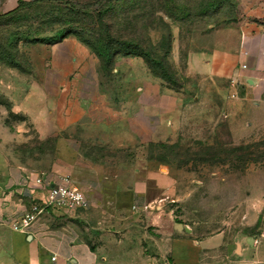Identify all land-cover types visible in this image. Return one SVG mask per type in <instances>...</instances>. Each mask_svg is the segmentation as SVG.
I'll use <instances>...</instances> for the list:
<instances>
[{
  "label": "rangeland",
  "instance_id": "374dc122",
  "mask_svg": "<svg viewBox=\"0 0 264 264\" xmlns=\"http://www.w3.org/2000/svg\"><path fill=\"white\" fill-rule=\"evenodd\" d=\"M18 2L29 3L7 15ZM246 24L264 31V0H100L85 11L59 0H0V127L25 119L13 84L17 72L46 69L52 50L70 60L73 55L66 54L74 49L76 60L95 69L99 86L111 96L122 85L112 79L115 62L139 60L138 67L151 78L143 82L142 98L157 90V124L144 117L141 138L136 133V141L126 145L82 142L84 157L104 162L110 172L123 164L126 181L134 168L141 169L162 207L158 213L189 232L193 228L198 237L223 232L261 238L264 116L229 96L234 76L224 79L188 63V54L211 47L221 30ZM95 44L113 52L110 69ZM127 48L161 60L166 79L152 75L140 56L124 54ZM155 129L157 138L150 139ZM32 136L31 149L53 150L52 136ZM140 227L150 229L145 222ZM140 245L145 248L147 242Z\"/></svg>",
  "mask_w": 264,
  "mask_h": 264
},
{
  "label": "crops",
  "instance_id": "0c3cea01",
  "mask_svg": "<svg viewBox=\"0 0 264 264\" xmlns=\"http://www.w3.org/2000/svg\"><path fill=\"white\" fill-rule=\"evenodd\" d=\"M218 35L211 47L188 54L189 66L224 79L236 76L237 83L229 85L231 98L264 116V31L246 24ZM68 51L70 60L52 50L46 69L17 72L12 81L25 119L0 127V264H264V236L218 232L198 237L193 228L189 232L158 213L162 207L141 169L134 168L126 181L123 164L110 172L104 162L84 157L82 142L126 145L136 141V133L141 138L144 117L157 124V90L143 99V82L150 75L140 70L139 60L121 58L112 79L122 85L111 96L99 86L95 69L76 60L74 49ZM130 118L132 128L126 123ZM156 131L150 139L157 138ZM31 135L38 140L52 136L53 150L31 149ZM42 171L68 175L88 207L69 213L47 209L28 232L12 230L8 219L41 195L29 191L25 176ZM132 205L138 214L130 211ZM144 222L149 230L140 227Z\"/></svg>",
  "mask_w": 264,
  "mask_h": 264
},
{
  "label": "built area",
  "instance_id": "2783aa9c",
  "mask_svg": "<svg viewBox=\"0 0 264 264\" xmlns=\"http://www.w3.org/2000/svg\"><path fill=\"white\" fill-rule=\"evenodd\" d=\"M238 67L244 70L246 65L245 63H241ZM236 83V76L229 81L230 86ZM229 96L233 97L234 93L231 92ZM25 179L29 191H39L41 195L33 197L28 208L20 216L8 219L9 227L12 230L22 233L28 232L31 224L47 209L61 213H69L86 209L89 205L83 191L68 175L42 171L36 174L26 175ZM160 200L162 199L158 201ZM142 208H145V206ZM131 209L137 210V207L132 205ZM51 259H53V256Z\"/></svg>",
  "mask_w": 264,
  "mask_h": 264
},
{
  "label": "trees",
  "instance_id": "16d2710c",
  "mask_svg": "<svg viewBox=\"0 0 264 264\" xmlns=\"http://www.w3.org/2000/svg\"><path fill=\"white\" fill-rule=\"evenodd\" d=\"M61 3H63L64 5H68L70 6L72 9H77L78 11H85L86 9H88L91 5L93 4H97L99 3L100 0H96L93 2V4L91 3H83V4H78L75 2H71L69 0H59ZM29 2H18L17 6L15 8H13L12 10H10L9 12H7V15L12 13L13 11L19 9L20 7L27 5ZM5 15V14H4ZM94 50L96 51V54L99 55V57H104L105 61V67L110 69V63H111V55L113 54V52H110V48L108 45H98L95 44L94 46ZM126 55H134V56H140L144 63L147 65V67L149 68L150 72L152 73V75L155 76H159L160 78L166 79L167 75L163 73V65L161 60H154L148 57V55L144 52H137L136 50H132L130 48H127V50L125 51ZM159 69V72H156L154 70Z\"/></svg>",
  "mask_w": 264,
  "mask_h": 264
}]
</instances>
